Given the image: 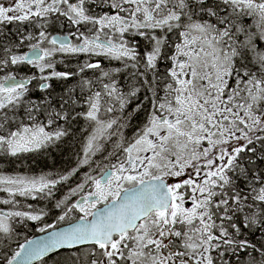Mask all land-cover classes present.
Listing matches in <instances>:
<instances>
[{
  "label": "snow or ice",
  "instance_id": "obj_1",
  "mask_svg": "<svg viewBox=\"0 0 264 264\" xmlns=\"http://www.w3.org/2000/svg\"><path fill=\"white\" fill-rule=\"evenodd\" d=\"M0 264H264V0H0Z\"/></svg>",
  "mask_w": 264,
  "mask_h": 264
}]
</instances>
